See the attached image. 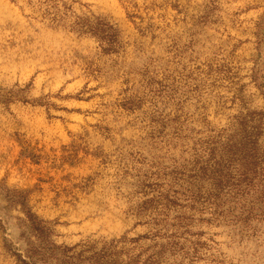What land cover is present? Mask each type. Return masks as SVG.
Instances as JSON below:
<instances>
[{"label":"rangeland","instance_id":"rangeland-1","mask_svg":"<svg viewBox=\"0 0 264 264\" xmlns=\"http://www.w3.org/2000/svg\"><path fill=\"white\" fill-rule=\"evenodd\" d=\"M261 4L0 0V264L39 245L20 190L71 253L148 234L116 250L264 264V19L245 15ZM231 136L256 140L255 170Z\"/></svg>","mask_w":264,"mask_h":264},{"label":"trees","instance_id":"trees-1","mask_svg":"<svg viewBox=\"0 0 264 264\" xmlns=\"http://www.w3.org/2000/svg\"><path fill=\"white\" fill-rule=\"evenodd\" d=\"M104 25L108 26V23H105ZM108 27L112 28L110 25ZM95 29L96 28H94V30ZM263 39L264 38H262V40ZM261 78L263 79L262 75L255 76L254 81L263 90L264 84L263 82L259 81ZM243 124L245 126V122ZM256 145V140L251 141L248 139V137H244L241 140H236L234 139V136H231L225 144V149L227 148L228 152L231 154H242V166L245 170H255L257 165L256 160L250 158L249 156L252 153L251 150L253 151L257 148ZM217 163L220 165V161ZM214 171L216 174L222 172L219 169H215ZM14 195L18 196V198H14L16 199L14 202L21 205V209L23 210L26 220L28 221V226L30 229L29 232H31L33 235H36L39 241V245L37 246H34V242H28L29 246L25 250L28 260L23 258L22 254L17 253L18 258L24 264H37L38 261L47 262L51 259L58 261V264H85L87 261L89 264H154L152 254L145 258L142 262L141 257L143 254L141 253L134 254L132 250L125 249L123 247L119 250H116V246L114 245L115 243L123 242L129 239L125 235L120 239H112L109 243L104 244L99 249L90 251L91 254L88 256H84V250L76 254L74 252L71 253V251H73L76 246L57 244L54 240H52L53 229L48 226V221L34 213L30 206H28V191H16ZM143 237H148V234L139 235L129 240L137 242ZM123 255H126L127 259L123 258Z\"/></svg>","mask_w":264,"mask_h":264},{"label":"crops","instance_id":"crops-1","mask_svg":"<svg viewBox=\"0 0 264 264\" xmlns=\"http://www.w3.org/2000/svg\"><path fill=\"white\" fill-rule=\"evenodd\" d=\"M245 15H247L250 18V20L256 24L259 20L264 19V4L258 5L256 7H250ZM10 79L8 81L6 78L5 80L0 79V85H3V86L11 85L12 81ZM2 114L3 112L0 113V115ZM6 128H7L6 126L4 127V125L0 124V142L2 139L6 138V135L8 133ZM0 146H3V143H0ZM6 169H7L6 164H4L3 161L1 160L0 161V178H2L6 174L7 172Z\"/></svg>","mask_w":264,"mask_h":264}]
</instances>
